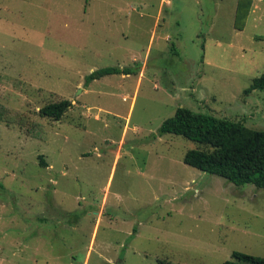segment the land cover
<instances>
[{
    "label": "rangeland",
    "instance_id": "374dc122",
    "mask_svg": "<svg viewBox=\"0 0 264 264\" xmlns=\"http://www.w3.org/2000/svg\"><path fill=\"white\" fill-rule=\"evenodd\" d=\"M102 67L136 72L86 83ZM263 72L264 0H0V103L40 124L0 121V264L264 257V189L158 132L180 106L264 131V89L243 93Z\"/></svg>",
    "mask_w": 264,
    "mask_h": 264
},
{
    "label": "trees",
    "instance_id": "16d2710c",
    "mask_svg": "<svg viewBox=\"0 0 264 264\" xmlns=\"http://www.w3.org/2000/svg\"><path fill=\"white\" fill-rule=\"evenodd\" d=\"M138 71V69H137ZM136 72L130 68L102 67L86 77V83L100 77ZM264 89V72L253 78L243 90L248 94ZM68 99L45 104L39 109L43 116L58 120L71 107ZM0 121L8 125L17 124L33 133L40 124L35 123L30 113L12 109L0 103ZM159 134H176L211 149H189L183 156L185 164L198 170L221 176L235 185L252 184L264 189V131L249 128L240 119H230L208 112L194 111L187 107H177L174 114L164 119ZM40 164L47 166L40 156ZM222 264H264V257L233 251L231 258Z\"/></svg>",
    "mask_w": 264,
    "mask_h": 264
}]
</instances>
